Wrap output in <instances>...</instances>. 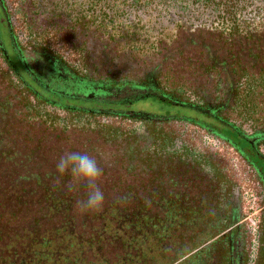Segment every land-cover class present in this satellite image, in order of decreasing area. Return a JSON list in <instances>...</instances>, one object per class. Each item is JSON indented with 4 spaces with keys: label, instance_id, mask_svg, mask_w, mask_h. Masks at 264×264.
I'll return each mask as SVG.
<instances>
[{
    "label": "flooded vegetation",
    "instance_id": "af4514ba",
    "mask_svg": "<svg viewBox=\"0 0 264 264\" xmlns=\"http://www.w3.org/2000/svg\"><path fill=\"white\" fill-rule=\"evenodd\" d=\"M11 11L10 0H0V264H21L17 251L25 242L53 246L41 251L49 256L41 264H264V175L221 134L241 129L239 92L247 73L264 68V50L245 51L241 41L224 50L210 42L215 35L195 33L211 39L204 50L187 45L182 32L179 49L164 51L152 67L119 61L112 99L132 105L148 99L183 113L128 111L121 123L135 138L115 140L90 128L87 116L75 118L87 114L81 106L87 95L66 92L73 87L67 75L80 76L87 92V67L75 71L52 50L27 47ZM97 70L112 76L103 65ZM145 121H173L172 150L157 152L154 127ZM240 132L264 165V144L259 151V142L247 138L251 131ZM220 144L244 172L232 173ZM72 151L94 156L103 168L100 212L82 213L85 185L56 171L59 157ZM188 154L206 155L217 171L224 165L226 179ZM13 230L20 238L8 236Z\"/></svg>",
    "mask_w": 264,
    "mask_h": 264
},
{
    "label": "trees",
    "instance_id": "16d2710c",
    "mask_svg": "<svg viewBox=\"0 0 264 264\" xmlns=\"http://www.w3.org/2000/svg\"><path fill=\"white\" fill-rule=\"evenodd\" d=\"M10 5L13 30L27 47L52 50L75 71L87 67V92L82 89L84 83L80 76L67 75L73 83L72 88L87 95V105L81 103L83 108L87 107V114L77 112L75 118L87 116L90 128H100L115 140L135 138V130L121 123L127 120L122 115L134 110L133 105L111 98L119 83L116 79L119 61L128 65L140 60L144 68L152 67L162 61L160 57L164 51L179 49L178 37L182 32H186L187 45L201 46L204 50L211 49L207 42L211 39H202L195 33L215 35L210 42L219 43L224 50L233 49L237 41H241L245 51L246 48L264 50V0H10ZM102 65L112 70V76L99 73L97 69ZM103 77L105 79L101 80ZM245 77L247 81L239 92L241 99L236 107V119L241 129L246 127L251 131L247 138L259 142L258 150L261 151L264 132L258 130L264 127V68L258 75L252 72ZM66 92L74 94L71 88ZM145 123L149 130L151 125L154 127L157 152L164 155L172 150L167 141L173 142L178 137L173 121L158 122L154 126ZM240 130L226 132L235 134L246 145L241 151H246L249 161L264 175L261 159L255 155V148L242 137L246 133ZM226 132L221 134L228 139ZM159 142L161 146H157ZM176 151L177 156H182L180 149L176 148ZM194 156L188 154L187 158H192L196 165L212 166L217 171L215 164L206 160V155H202V159ZM250 156L260 164L257 166ZM224 169L221 164L217 171L221 180L226 179ZM11 204L14 208L15 202ZM12 218L18 220V215L12 214ZM17 224L16 221L15 226ZM13 231V235L9 233L8 236L13 237L15 233L20 238V234ZM2 233L0 240L4 239ZM17 244L12 247L16 248ZM21 247L24 249L17 251L22 252L21 264H41L49 259V256L41 257V251L54 250L52 245H45L43 249V245L29 246L28 242Z\"/></svg>",
    "mask_w": 264,
    "mask_h": 264
},
{
    "label": "clouds",
    "instance_id": "9594fccd",
    "mask_svg": "<svg viewBox=\"0 0 264 264\" xmlns=\"http://www.w3.org/2000/svg\"><path fill=\"white\" fill-rule=\"evenodd\" d=\"M56 171L61 175L69 174L74 181L85 185L86 198L78 201L77 206L82 213L100 212L105 198L100 182L103 168L94 156L81 152H65L56 162Z\"/></svg>",
    "mask_w": 264,
    "mask_h": 264
},
{
    "label": "rangeland",
    "instance_id": "374dc122",
    "mask_svg": "<svg viewBox=\"0 0 264 264\" xmlns=\"http://www.w3.org/2000/svg\"><path fill=\"white\" fill-rule=\"evenodd\" d=\"M71 92L74 93V95L79 96L81 95V93L78 92V90H75L73 88H71ZM85 93H83L84 95ZM133 109L134 110H145V111H150L151 113H155L156 111L161 113V114H174L176 112L178 113H183V111L174 108L172 106H163L162 104L160 105L159 103L153 101V100H143V101H139L137 103H135L133 105ZM226 135L228 137V139H230L233 142H236L238 144L237 147L241 148H245V144L241 143L239 141V139L236 137L235 134H230L228 132H226ZM194 136L198 137L197 134H194ZM200 139V136L198 137ZM198 139V140H199ZM229 148L224 145V144H220L218 145V152L221 153V155L225 154L226 157V161H227V165L230 168V170L232 171L233 174H238L239 172H244L245 170V166L243 164V162L241 160H239L238 156L231 150H228ZM252 160L255 162V164L258 166L260 163L259 161L255 158L252 157Z\"/></svg>",
    "mask_w": 264,
    "mask_h": 264
}]
</instances>
